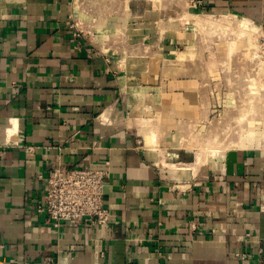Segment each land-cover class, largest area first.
I'll list each match as a JSON object with an SVG mask.
<instances>
[{
    "label": "crops",
    "instance_id": "crops-1",
    "mask_svg": "<svg viewBox=\"0 0 264 264\" xmlns=\"http://www.w3.org/2000/svg\"><path fill=\"white\" fill-rule=\"evenodd\" d=\"M185 10L264 25V0H0V264H264V147L198 159L176 122L150 141L138 121L170 95L181 41L156 36ZM58 162L107 168L109 223L38 211Z\"/></svg>",
    "mask_w": 264,
    "mask_h": 264
},
{
    "label": "rangeland",
    "instance_id": "rangeland-1",
    "mask_svg": "<svg viewBox=\"0 0 264 264\" xmlns=\"http://www.w3.org/2000/svg\"><path fill=\"white\" fill-rule=\"evenodd\" d=\"M224 16L232 18L226 25ZM234 17L241 15L185 10L157 34L167 44L180 37L181 44L165 49L160 87L170 95L161 97L158 115L145 121L139 115L150 125L145 132L155 123L176 122L168 134L203 158L244 142L264 147V28L258 23V32L245 34Z\"/></svg>",
    "mask_w": 264,
    "mask_h": 264
},
{
    "label": "built area",
    "instance_id": "built-area-1",
    "mask_svg": "<svg viewBox=\"0 0 264 264\" xmlns=\"http://www.w3.org/2000/svg\"><path fill=\"white\" fill-rule=\"evenodd\" d=\"M187 4L189 8H197L202 0H187ZM81 25L77 20L72 23L75 29L73 39L83 33ZM260 26L264 28V25ZM107 176V168L56 163L44 177L46 189L43 200L38 204V211L56 226L62 221L70 224L82 220H90L97 225L109 223L112 213L105 204ZM181 183H176L175 188L184 191L186 188L181 187ZM239 255L246 257L245 253Z\"/></svg>",
    "mask_w": 264,
    "mask_h": 264
},
{
    "label": "bare ground",
    "instance_id": "bare-ground-1",
    "mask_svg": "<svg viewBox=\"0 0 264 264\" xmlns=\"http://www.w3.org/2000/svg\"><path fill=\"white\" fill-rule=\"evenodd\" d=\"M227 16H229V15H227ZM236 16V15H235ZM225 17V16H224ZM230 17V16H229ZM232 17V16H231ZM229 19V20H232V18L230 19V18H228V17H225L224 19H223V21L222 22H225V25L226 24H228V22L226 23V21H225V19ZM250 18V17H249ZM249 18H247V17H234L233 18V21H235V23H236V27L238 28V29H240L242 32H244L245 34H249V33H255V32H258L257 31V29H258V24H256L255 22H253L252 20H250ZM226 19V20H227ZM201 20V19H200ZM206 21V20H205ZM200 22V21H199ZM198 22V23H199ZM229 23H230V21H229ZM201 25V24H200ZM212 25H214V24H211L210 26H212ZM205 26V25H204ZM209 26V27H210ZM215 26H216V24H215ZM228 26H230V25H228ZM200 27V26H199ZM233 27V26H232ZM143 121H145V120H143ZM17 120H15V125H14V127L13 128H11L10 129V135H12L11 137H13L14 135H15V133L17 132ZM154 135H152V133H150L149 135L147 134L146 135V137L148 138V139H150V141H153V140H155L154 138H153V140H152V137H153ZM15 137V136H14ZM151 137V138H150ZM160 137V136H159ZM216 138V137H215ZM159 141V140H158ZM229 146V145H228ZM206 150H208L207 148H205ZM205 149H203V150H205ZM199 150H201V149H199ZM205 150V151H206ZM201 154H198V155H196V156H198V159H200L201 158V156H200ZM203 155V154H202ZM206 155H207V153H206ZM203 158V157H202ZM207 158V157H206ZM163 160V159H162Z\"/></svg>",
    "mask_w": 264,
    "mask_h": 264
}]
</instances>
